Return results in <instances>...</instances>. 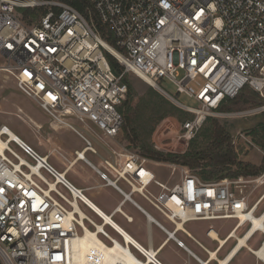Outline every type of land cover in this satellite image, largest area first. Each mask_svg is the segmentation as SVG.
Listing matches in <instances>:
<instances>
[{
	"label": "built area",
	"instance_id": "obj_1",
	"mask_svg": "<svg viewBox=\"0 0 264 264\" xmlns=\"http://www.w3.org/2000/svg\"><path fill=\"white\" fill-rule=\"evenodd\" d=\"M86 1L91 7H86L87 17L58 0H0V57L4 59L0 73L10 76L16 88L52 121L83 141L84 149L74 153L75 160L86 162L84 153L98 155L97 149L109 154L102 164L115 174L116 181L126 183L130 192L125 197L165 240L154 249L148 232L147 248L126 243L87 207L82 190L66 179L65 172L55 169L47 156L18 137L11 139L9 129L1 124L0 264H76L73 247L86 229L98 239L102 237L105 246L115 248L118 244L123 249L127 262L112 264H131L130 258L135 264H163L158 252L170 240L192 253L177 234L198 243L178 230V224L231 220L235 225L230 231L242 221L238 230L250 229L251 218L264 214L263 209L255 216L264 202V171L256 176L203 182L181 167L180 182L168 187L148 168V158L125 147L118 152L112 143L125 124L123 104L128 88L124 79L130 73L191 115L180 128L179 139L186 145L208 118L223 116L218 111L222 103L234 99L245 87L258 95L260 104L242 114L264 113V0ZM41 8L46 13L31 25L19 16L20 10ZM105 53L122 67L121 73L112 71ZM162 81L174 86L177 97L185 95L198 107L180 104L160 88ZM173 168L172 173L177 166ZM99 174L115 186L106 174ZM152 186L158 189L157 194L150 191ZM130 193H139L170 228L139 207ZM256 193L259 195L254 198ZM211 230L205 233L210 240ZM256 233L264 236L260 228L253 235ZM263 247L264 240L258 250ZM151 250H155V258L149 263ZM254 257L256 264H264V251ZM97 259L91 257V261Z\"/></svg>",
	"mask_w": 264,
	"mask_h": 264
},
{
	"label": "rangeland",
	"instance_id": "obj_2",
	"mask_svg": "<svg viewBox=\"0 0 264 264\" xmlns=\"http://www.w3.org/2000/svg\"><path fill=\"white\" fill-rule=\"evenodd\" d=\"M106 42L109 45L110 42ZM110 45L112 44L110 43ZM3 63L4 59L0 57V64ZM127 77L129 83L133 87L132 100L130 101L129 106V111L131 112V122L126 123L125 121L123 129L115 143H112V147L114 149L116 148V150H120L121 147H125L127 150L140 155L141 148L143 146H147L152 150L162 152L164 154L182 155L187 150L188 145L184 143L183 139H179V135L181 134V123L185 119H189L191 116H181L178 113H174L172 117H167L159 122L154 131L149 134V130L147 128L140 126L139 116H141V112L144 110L146 102L151 101V99L153 100L149 92V87H152L134 74L130 73ZM160 88L170 96L175 97L180 104L191 108L198 107L197 102L185 95L177 97L175 94V88L171 83L162 81L160 83ZM163 98L166 99L165 97ZM167 101L171 103L169 100ZM250 109L253 108H249V105H239L238 107L233 108L232 112L224 113L223 116L213 119L216 120L219 125H221L231 136L232 145L237 154V159L241 162L259 166L264 158V153L256 146L255 140L250 132L254 130H261V128L264 127V113L255 115L242 114ZM70 122L77 128V124L74 121ZM1 124L5 125L9 129V132L26 144L30 145L38 154L42 156L48 151L50 147L49 142L54 138H60L69 145L75 146L77 150H80L82 145H84L83 141L76 134L72 133L64 126L52 121V119H50L47 114L44 113L32 100L23 95L16 88L13 79L5 73H0V125ZM117 143H119V145ZM11 148H14L17 152H19L15 146L11 145ZM85 157L96 164L100 169L106 170L105 166L100 165L95 160L96 157L91 153L87 152ZM49 164H51V160L49 161ZM175 166H177V168L174 173H172V170H174L173 167ZM181 167L182 166L178 164L156 162L153 160H150L148 164V168L153 172L155 178L168 187L180 182ZM232 171H234V168H232ZM192 172L196 174L194 171ZM225 173L226 172H224L223 175H225ZM150 191L153 194L158 193V189L154 186L151 187ZM258 195L259 193H256L254 198ZM145 204V209L151 216H153L161 224L169 226L159 212H157L149 203L145 202ZM81 209L96 223H99L100 220L93 213L85 209L83 206H81ZM263 209L264 202H262L259 206L255 216H258ZM234 225L235 221L231 220L189 222L184 226V229L196 240L198 244L188 239L182 233H178L177 238L182 240L198 258L202 261H206L209 259L206 251H215L218 248V243L216 241L210 240L206 237V231L209 228H212L217 237L222 240L226 237ZM85 226H87L89 230H92V228L86 223ZM148 227L152 236V247L156 249L165 236L156 227H154V225L151 224ZM248 229V226L241 228L236 232V237L239 238L245 236L244 234L248 232ZM106 230L113 234L110 229L106 228ZM124 230L140 246L147 248V228H137V235L131 233L128 229ZM99 238L102 239L100 236ZM263 240L264 236L256 233L247 242V247L251 250H256ZM235 244V240L231 239L225 246H223L221 251L218 253L217 258L222 260L231 251ZM173 246L174 244L170 242L158 255V259L163 264L165 263L163 257L173 258V253L171 252V248ZM182 257V264H186L184 263L185 256ZM190 259L192 262L189 264H198L191 256ZM210 264L217 263L212 261ZM227 264H256V259L247 249L242 248Z\"/></svg>",
	"mask_w": 264,
	"mask_h": 264
},
{
	"label": "trees",
	"instance_id": "obj_3",
	"mask_svg": "<svg viewBox=\"0 0 264 264\" xmlns=\"http://www.w3.org/2000/svg\"><path fill=\"white\" fill-rule=\"evenodd\" d=\"M58 1L72 6L83 16H88L86 7L87 5L89 6V4L86 0ZM89 8L91 7L89 6ZM45 13V9L42 8L35 10H20L19 16L26 25H31ZM107 41L112 43L109 39H107ZM105 56L112 71L115 74L121 73L123 69L119 66L117 61L107 53H105ZM124 82L128 88L127 99L123 104L125 108L124 118L126 123H129L131 122L129 106L132 100L133 87L129 83L127 76ZM149 92L153 100L151 99V101L146 102L144 110H142L141 116H139L140 126L147 128L149 134L154 131L159 122L167 117H172L174 113H178L181 116L189 115L179 108L174 107L172 103H169L153 88L149 87ZM259 104L260 100L258 95L250 88L245 87L234 99L225 100L218 111L221 113H229L233 111V108L239 105H249V108H254ZM250 134L253 136L256 146L264 153V127L261 128V130L251 131ZM140 155L156 162L172 163L186 167L191 172L194 171L196 174L192 173L203 182L256 176L264 171V158L259 166L241 162L237 159L231 136L213 118H208L206 120L196 135L188 142V148L182 155L164 154L152 150L147 146L141 148ZM232 168H234V171H232ZM224 172H226L225 175H223Z\"/></svg>",
	"mask_w": 264,
	"mask_h": 264
},
{
	"label": "crops",
	"instance_id": "obj_4",
	"mask_svg": "<svg viewBox=\"0 0 264 264\" xmlns=\"http://www.w3.org/2000/svg\"><path fill=\"white\" fill-rule=\"evenodd\" d=\"M49 145L50 147L48 151L44 153L43 156L48 157V162L51 160V165L55 169H57L60 172H65L66 179L77 189L82 190L84 197L86 198V200L89 202V204L93 208H95L96 210L101 212L103 215H105L115 226H117L119 229L125 232L133 241L135 240L124 229H128L131 233L135 235H137V230H136L137 228L145 227L147 228V233L150 232L149 227H148L149 225H148V222H147V219L144 213L140 209H138L136 206H134L130 202V200L126 198L124 195V194H129L130 192L129 187L126 185V183H124L121 180L116 181L115 174H113L105 165L104 166L106 170H102L96 164H94L89 159H87L85 157V154L89 151H86L84 153V157L87 160L86 162L81 161V160H75L74 153L82 151L84 149V145H82V148L80 150H77L75 146L69 145L68 143L64 142L60 138L52 139L49 142ZM97 151H98V155H95L91 152L89 153H91L92 155L96 157L95 160L100 165H103L102 159L108 158L109 154L104 150L97 149ZM116 151L119 152L120 150L117 149ZM99 172L106 174L107 179H109L111 182L115 181V186L113 184L108 183L107 180L102 179L100 177ZM117 188H119L123 193L120 192ZM130 198L139 207H141L143 210L148 212L145 209L146 201L142 198V196L139 193H130ZM121 225L125 228H123ZM166 227L170 228V226H166ZM150 235H151V232H150ZM225 238H223L222 240H224ZM164 240L165 238L159 243V245L162 242H164ZM170 242L172 241L171 240L167 241L163 245V247L160 248L158 255ZM146 243L148 245V234L146 238ZM152 243L153 242H152V236H151V244ZM172 243L174 244V246L171 248V252L173 253V258L171 259L169 257H163V260L166 264H182L183 263V261L181 262V259H183L182 256H185L184 263L186 264H189L192 262V260L190 259V256L195 262L198 263V261L193 257V255H195L194 252H192L191 249L185 243L184 244L187 246V248L192 253H187L182 248L177 247L174 242ZM217 249L215 251H217ZM221 249L219 250V252L221 251ZM208 252L209 251H207V254ZM187 255H190V256H187Z\"/></svg>",
	"mask_w": 264,
	"mask_h": 264
},
{
	"label": "bare ground",
	"instance_id": "obj_5",
	"mask_svg": "<svg viewBox=\"0 0 264 264\" xmlns=\"http://www.w3.org/2000/svg\"><path fill=\"white\" fill-rule=\"evenodd\" d=\"M108 51L114 55L116 53L107 45H104ZM8 135L11 139H15L16 137L9 132L8 130ZM87 207H90V209L95 212V214L103 220L105 225H111L117 233H119L120 237L126 242V243H132L134 246L140 249V245L133 241L126 233H124L121 229H119L117 226H115L105 215H103L101 212L93 208L89 202L86 200ZM264 220V214L261 218L253 217L251 218V228L248 230L247 233H245V236L242 237H236V232L241 227L243 224V221L240 223L238 228L234 231H230L224 240H220L216 233L211 230L209 232V237L217 241L219 243V248L217 251H209V259L206 261H202L200 258L197 256L193 255V257L198 261L199 264H210L212 261H215L217 264H227L229 261H231L237 253L242 249L245 248L247 249L251 254H254L256 256H261L263 253L262 250H251L249 247H247V242L249 239L253 236L254 232L257 231L259 228L262 229L264 233V225L262 226V221ZM178 230H183L184 231V225L178 224L177 225ZM100 230V227L98 228ZM231 239L235 240L236 244L234 247L231 249V251L224 257L222 260L217 258V253L219 250L226 244L228 243ZM165 244V243H164ZM74 261L76 264H95V262L98 261H103L105 264H112L116 261H126L125 258L123 257V249L117 244L115 248H109L104 245L95 235H93L90 231L86 229V233L83 237H81L75 244H74ZM155 253V250H151L148 255V261L151 263V261H154L153 255ZM91 257H97L98 259L96 261H91ZM127 262V261H126ZM131 264H135V261L130 258ZM125 263V262H124ZM126 264V263H125ZM136 264H139L136 262Z\"/></svg>",
	"mask_w": 264,
	"mask_h": 264
}]
</instances>
